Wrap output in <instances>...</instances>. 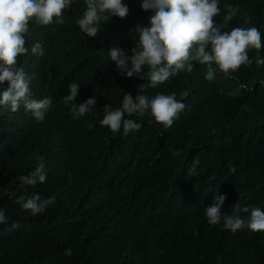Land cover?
<instances>
[{
	"label": "trees",
	"instance_id": "trees-1",
	"mask_svg": "<svg viewBox=\"0 0 264 264\" xmlns=\"http://www.w3.org/2000/svg\"><path fill=\"white\" fill-rule=\"evenodd\" d=\"M123 3L128 16L102 20L96 37L76 24L85 0L64 10L63 24H29V52L17 66L30 79L31 98L49 97L52 106L43 121L23 104L16 112L0 107V264H264V232L210 225L204 211L217 194L227 197L222 214L236 203L264 211V65L255 63L257 53L264 58V0H219L214 17L222 22L231 5L239 10L225 30H260L262 48L248 50L251 65L209 81L207 67L193 62L191 72L155 88L122 74L108 55L116 46L131 54L132 30L153 15L142 0ZM36 41L43 56L31 53ZM72 82L81 85L73 103L97 101L79 119L63 100ZM127 92L175 93L186 107L167 128L150 110L125 113L140 129L114 133L100 124L103 107H121ZM41 158L46 181L23 184L20 176ZM34 194L55 201L32 215L16 200Z\"/></svg>",
	"mask_w": 264,
	"mask_h": 264
},
{
	"label": "clouds",
	"instance_id": "clouds-1",
	"mask_svg": "<svg viewBox=\"0 0 264 264\" xmlns=\"http://www.w3.org/2000/svg\"><path fill=\"white\" fill-rule=\"evenodd\" d=\"M74 0H0V85L7 83V88L0 92V107L19 110L23 104L26 111H30L37 121H43L52 106V99L31 98L30 79L22 67L18 65V57L27 55L26 37L30 34L29 24L34 22L40 26H48L54 22L63 24L64 10L72 7ZM86 11L83 17L76 20L79 29L88 37H96L102 20L119 17L124 19L129 14V7L123 0H85ZM144 11H151L148 26L136 25L132 30L138 37L131 54L121 47H110L108 55L112 62L126 73L127 77L136 76L147 80L144 87L155 88L175 77L179 72L193 70V62L207 67L205 79L212 81L219 71L226 77L237 71L242 65L249 66L253 60L249 58L248 50L262 48L260 30L234 27L225 30L236 16L238 8L226 5L223 21L217 23L214 17L220 14L219 0H142ZM35 56H43L42 43L36 41L31 47ZM129 62L131 67H129ZM255 63L264 65V58L257 53ZM215 65V67H213ZM145 66L148 71L145 72ZM79 84L72 82L68 86V94L63 96L66 105L71 106L74 119L87 114L96 106V98H89L85 103L76 104L73 101L80 90ZM182 95L186 96L187 93ZM186 105L171 95L157 94L154 97L138 94L135 97L127 92L121 107L113 109L105 105V113L100 121L101 126H107L112 132L123 128L127 135L130 131H138L141 124L129 116L140 113L143 115L150 110L157 123L165 128L171 127L174 119L185 109ZM43 158L38 166L28 176H20L23 184L35 185L46 181ZM235 171V169H233ZM191 172V170H190ZM226 195L217 194L213 203L204 208L210 225L220 224L232 232L247 228L252 232H264V211L259 207L234 206L230 215L222 214ZM55 197L41 199L39 194L25 198L20 196L16 202L32 215H37L54 203ZM250 216L244 219L240 212ZM5 222V213L0 210V223ZM19 225H13L18 227Z\"/></svg>",
	"mask_w": 264,
	"mask_h": 264
}]
</instances>
